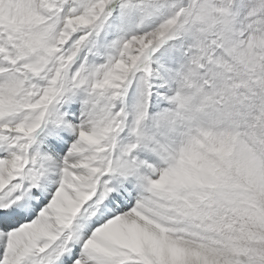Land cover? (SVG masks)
Masks as SVG:
<instances>
[{
    "label": "snow or ice",
    "instance_id": "obj_1",
    "mask_svg": "<svg viewBox=\"0 0 264 264\" xmlns=\"http://www.w3.org/2000/svg\"><path fill=\"white\" fill-rule=\"evenodd\" d=\"M0 264H264V0H0Z\"/></svg>",
    "mask_w": 264,
    "mask_h": 264
}]
</instances>
